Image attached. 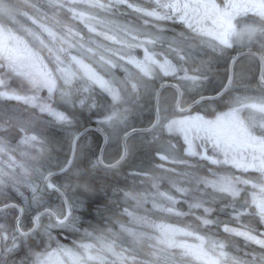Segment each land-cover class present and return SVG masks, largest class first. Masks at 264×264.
I'll list each match as a JSON object with an SVG mask.
<instances>
[{
    "label": "snow or ice",
    "instance_id": "obj_1",
    "mask_svg": "<svg viewBox=\"0 0 264 264\" xmlns=\"http://www.w3.org/2000/svg\"><path fill=\"white\" fill-rule=\"evenodd\" d=\"M249 12L264 21V0H23L19 7L0 0V59L30 87L0 76V156L9 161L0 166V264H19L22 255L29 264H175L169 250L177 248L191 264H264V186L246 201L234 175L249 166L264 174V137L242 118L248 112L264 128V24H235ZM168 22L182 30L170 32ZM220 61L223 78L214 69ZM252 68L258 78L247 84ZM214 81L216 97L207 95ZM226 94L227 111L211 103L193 110ZM145 113L152 118L138 127ZM50 127L65 133L70 157L48 154ZM93 132L105 148L91 168L115 183L109 204L97 210L103 224L83 227L85 201L69 191H91L76 177ZM139 135L151 137L152 158L125 173ZM157 157L175 166L165 170L172 175L157 174ZM138 179L154 191L129 190ZM162 181L168 190H160ZM53 195L58 204L49 202ZM130 200L135 209L121 211ZM173 217L183 227L166 222ZM62 232L78 239L69 246Z\"/></svg>",
    "mask_w": 264,
    "mask_h": 264
},
{
    "label": "flooded vegetation",
    "instance_id": "obj_2",
    "mask_svg": "<svg viewBox=\"0 0 264 264\" xmlns=\"http://www.w3.org/2000/svg\"><path fill=\"white\" fill-rule=\"evenodd\" d=\"M10 3L14 6H22L23 5V0H10ZM75 23H78V22H75ZM168 26L170 28V32H178L180 30H182V27L181 25L177 22V24L173 25L171 22H168ZM82 27V25L80 26ZM136 52V55L138 56V58H143V50L142 49H136L135 50ZM72 54L75 55L76 52L75 50H72ZM43 55L45 57H47V52L45 51L43 53ZM48 61L46 60V63ZM85 63L89 64V66H91L93 69H96L98 70L99 69V65L95 62V60H91V59H85ZM225 68H226V63L224 61H220L219 63L215 64L214 65V69L215 71L219 74V76L221 78H223V76L225 75ZM117 71V75H122V73L119 71V69L116 70ZM101 74L103 75V73L101 72ZM108 77L105 75V79H107ZM258 78V69L256 68H252L250 70V72L248 73L247 75V78H246V83L247 84H254L255 83V80ZM164 82L166 84H171V83H174V81L170 78V77H166L164 78ZM15 86V85H14ZM211 90L209 89L208 92H207V95L209 96H212V97H216L217 95V90L220 88V82H213L212 85L210 86ZM234 91H239L238 89L237 90H234ZM93 92L98 94L100 93V87L98 85H94L93 86ZM42 96H45V91L41 93ZM228 99V94L225 95L224 98L222 99H217V100H214L212 102H208V101H204L202 102L201 104L199 105H194L193 106V110L194 111H200V112H203L204 109L208 108L209 107V104L211 103V106L215 107L217 109V111H222L225 109L226 107V104H225V101ZM10 103L12 104H15L16 101H11ZM152 118V114L151 113H145L144 116H143V119L142 120H138L137 121V126L138 127H145L147 126V121L149 119ZM83 123L85 126L91 128V129H95V118H92V119H88L87 118V113H85V118L83 119ZM55 128H58V127H55ZM165 136H167V134H165ZM97 137H100V147H99V150L98 151H101L105 148V144H104V138L103 136L98 133V132H93V145L94 144V141L96 142V138ZM173 141V143L176 142V138L175 137H170ZM140 139L137 138V141L136 143L139 141ZM138 145L140 147H144V145H140V143H138ZM152 151V150H151ZM145 157L147 158V156L145 155ZM149 160H145L143 163H148L150 162L151 158H152V154L151 156H149ZM92 160V159H91ZM87 160H82L80 163H85ZM89 161V160H88ZM130 158L128 160V162L125 164L124 166V169L122 170L123 172L126 173L127 169L130 168V167H134L136 165H139L141 163H130ZM90 162V161H89ZM156 162L159 163V164H162L163 165V168L162 169H157L156 172L157 174H166V175H172V173H166L165 170L168 169V168H172V167H175L174 165H171L169 164L167 161H160L159 158L157 157L156 158ZM110 179V178H109ZM109 179L106 181V183H108ZM121 186H124V182L123 180L121 179ZM160 189L161 190H168L170 188V185L167 183V181H162L161 184H160ZM127 188L129 190H134L136 192H140L144 195H148V193L150 194V190L153 189L152 186H151V182L150 181H145L144 183H141L140 180L138 179L136 181L135 184H133L131 181H128L127 183ZM119 195L122 197L123 196V193H119ZM53 204H57V203H53ZM132 200L128 201V203L126 205H123L121 207V211L123 210V207H128L129 208V211H133V207H131L132 205ZM2 206V205H0ZM151 204L149 203V207L146 208V209H151ZM142 212H144V209H140L139 210V213L141 214ZM143 214V213H142ZM81 217L83 219V216L81 214ZM188 220H191L192 218H186ZM123 222L124 223H128L129 222V218L127 216H123ZM167 223H171V224H174L175 226L177 227H183V224L181 223H177V220L176 218H170L168 221H166ZM117 228H119V226H117ZM67 236H70V234L68 233H65ZM59 239L61 240V242H64V243H67L69 246H71V240L70 239H63L61 238V236L59 237ZM178 239H181L183 240L184 242H187V243H193V239L190 238V237H178Z\"/></svg>",
    "mask_w": 264,
    "mask_h": 264
},
{
    "label": "clouds",
    "instance_id": "obj_3",
    "mask_svg": "<svg viewBox=\"0 0 264 264\" xmlns=\"http://www.w3.org/2000/svg\"><path fill=\"white\" fill-rule=\"evenodd\" d=\"M0 22H3L0 19ZM254 22L264 24V21H260L258 17L254 16L251 12L246 14L239 15L236 20L235 24L237 27H243L247 25H251ZM181 31V30H180ZM179 32V31H178ZM11 75L13 77V83L15 87L21 88L24 91H30V87L26 80L23 77L16 76V73L12 72L9 68L8 63L2 59H0V76ZM78 84H82L83 81H77ZM227 107L223 111H227ZM258 117L260 114H256ZM242 118L245 121V124L249 127V130L252 135L260 138L264 137V128L256 127L251 120L250 114L248 112H244L242 114ZM133 119H137L135 114H133ZM250 159V158H249ZM82 167L81 174L76 177V180L84 185H87L91 191L96 193H105L107 188L110 187L106 183V181L111 178L112 176L104 171L103 169H93L91 168L90 162H85ZM236 183L238 185V189L241 192V196L244 200L250 201L253 196H260L262 195L259 191L261 186H264V174H261L259 171H256L251 166L248 167L247 170H236L235 172ZM247 180V183H243L242 181ZM193 229L198 227L195 224H192ZM65 233L62 232L61 235ZM70 236H67L68 239L71 240V245L73 244L74 239H78L75 237L74 234L68 233ZM36 243H40V238L36 237ZM68 245V244H67ZM147 252V249L145 250ZM169 252L175 258V264H191L189 258L185 257L183 254L182 249H170ZM19 264H29V258L26 255H22L20 257Z\"/></svg>",
    "mask_w": 264,
    "mask_h": 264
},
{
    "label": "trees",
    "instance_id": "obj_4",
    "mask_svg": "<svg viewBox=\"0 0 264 264\" xmlns=\"http://www.w3.org/2000/svg\"><path fill=\"white\" fill-rule=\"evenodd\" d=\"M49 138V153L51 150H55V152L60 155V157L62 158L65 155L70 156V152L68 150V143H67V139L66 137L63 136H50ZM137 138L140 139L141 142L139 143H144V147L143 149H145L147 152L144 153L143 155L140 156L141 160L143 158H145V155L147 156V158H150L149 156H151L152 154V149L149 145V141L151 139L150 136L148 135H139ZM95 142V141H94ZM100 137L96 138V144L92 145L91 149L88 151L87 155H86V159H89V161L92 159H96L97 155H98V150L100 147ZM48 153V154H49ZM84 163H81V166H83ZM115 181L113 179H109L108 181V185H110V187L107 188L105 193H96L93 191H89V192H84V191H77L74 194L77 195H84V193L86 194V197L88 195L91 194H95V196H97V203H85V210L81 212L82 216H83V220L84 222L88 221L89 224H103V221L100 219V217L97 214V210L103 211L104 207L106 205L109 204V197L111 196V185L114 184ZM54 197H56V195H53ZM52 196L49 198V202L52 203ZM97 204H100L99 206ZM119 219L123 222V216H120ZM118 225H113V229H115Z\"/></svg>",
    "mask_w": 264,
    "mask_h": 264
},
{
    "label": "bare ground",
    "instance_id": "obj_5",
    "mask_svg": "<svg viewBox=\"0 0 264 264\" xmlns=\"http://www.w3.org/2000/svg\"><path fill=\"white\" fill-rule=\"evenodd\" d=\"M46 134H47L48 137H50V136H58V135L63 136V137H66L65 136V133L60 128H55V127L48 128ZM139 142H141V141L139 140L136 143L137 146H136V149H135L133 155L130 157V160H131L130 163H143L145 160H149V158H146V157L141 160L140 156L143 155L144 153H146L147 151L138 145ZM94 144H96V142H94ZM140 145H144V143L142 142V143H140ZM101 151H98L97 157L101 154ZM49 155L52 156V157H60V155H58L55 152V150H51L50 153H49ZM86 155L81 158V161L86 159ZM69 195H71V190L69 191ZM77 196H79L81 199H83L86 204L87 203H97V198H96L97 196H95V194L94 195L91 194V195H88L86 197V194L84 193V195H77ZM55 202H58L59 203V201H55ZM97 205L99 206L100 204H97Z\"/></svg>",
    "mask_w": 264,
    "mask_h": 264
},
{
    "label": "rangeland",
    "instance_id": "obj_6",
    "mask_svg": "<svg viewBox=\"0 0 264 264\" xmlns=\"http://www.w3.org/2000/svg\"><path fill=\"white\" fill-rule=\"evenodd\" d=\"M210 90H211V88H209ZM100 91H102L101 89H100ZM47 96V91L45 90V97ZM14 155V157L15 158H19V153H14L13 154ZM85 160H87L86 162H89L88 160L89 159H85ZM9 163V161H8V158L6 157V156H0V166H6L7 164ZM161 187V186H160ZM161 190V189H160ZM154 191V189H151L150 190V193L151 192H153ZM161 191H165V190H161ZM26 194H28V193H26ZM149 194V193H148ZM12 195H13V197L15 196V193H12ZM71 195H76V194H73L72 192H71ZM77 196V195H76ZM79 197V196H78ZM52 204L53 203H57L58 204V202H55V201H58V199H57V197H54V196H52ZM51 203V202H50ZM132 206L131 207H133V209H135V201H132V204H131ZM149 207V204H147V205H145V208H148ZM139 211V210H138ZM142 213H144V212H142ZM141 213V214H142ZM80 216H81V212L80 213H78ZM140 214V213H139ZM82 221H83V227H88L89 226V222L88 221H86V222H84V220L82 219ZM114 232L115 231H119V228H115L114 230H113ZM61 236V238H63V239H67L68 240V238H67V235L66 234H64V235H60Z\"/></svg>",
    "mask_w": 264,
    "mask_h": 264
}]
</instances>
